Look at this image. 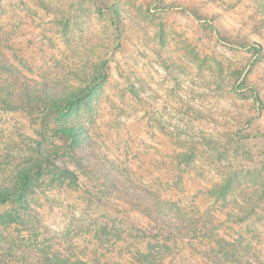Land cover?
Here are the masks:
<instances>
[{
	"label": "rangeland",
	"instance_id": "1",
	"mask_svg": "<svg viewBox=\"0 0 264 264\" xmlns=\"http://www.w3.org/2000/svg\"><path fill=\"white\" fill-rule=\"evenodd\" d=\"M254 1L0 0V51L18 74L2 77L84 96L64 116L0 104V189L12 195L0 205V264H135L146 244L132 223L148 221L92 200L128 207L90 171L105 160L264 263V0Z\"/></svg>",
	"mask_w": 264,
	"mask_h": 264
},
{
	"label": "trees",
	"instance_id": "2",
	"mask_svg": "<svg viewBox=\"0 0 264 264\" xmlns=\"http://www.w3.org/2000/svg\"><path fill=\"white\" fill-rule=\"evenodd\" d=\"M253 2L256 4L254 0ZM255 51L260 52L259 49ZM3 74L18 75L0 51V104L10 110L41 109L64 116L84 97L72 95L66 99L49 98L46 93L50 90L47 84L29 83L26 80L14 83L9 80L11 77L3 78ZM18 77L20 79V76ZM253 94L256 95L255 91ZM55 133L74 143L72 130L58 129ZM89 166L92 173H97L96 176L99 181L101 180L100 183L105 188L106 194L114 193L118 199L126 202L128 207H116L99 195L91 194L92 200L97 205L102 208L117 209L116 212L124 215L135 211L148 221L138 225L132 223L138 241L146 244V252L140 251L139 248L133 251L135 264H192L187 259H192L193 254L198 255L208 264H264L239 241L229 242L217 234L216 226L207 216L188 212L184 218L173 211L160 196L135 183L111 162L105 160L103 165L94 162V164L89 163ZM27 181L26 173L22 180L23 185ZM229 187V181H226L218 190L225 196ZM10 199L12 195L0 189V205L9 202ZM14 253L12 252V255ZM185 253L188 255H184ZM5 255L8 256L7 253ZM50 261L46 257H37L33 264H68V260L60 256H55ZM7 262L6 259L2 264H8Z\"/></svg>",
	"mask_w": 264,
	"mask_h": 264
}]
</instances>
